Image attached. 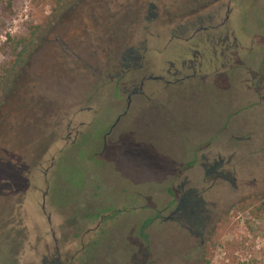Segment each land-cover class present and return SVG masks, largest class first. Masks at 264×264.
<instances>
[{"label": "rangeland", "instance_id": "1", "mask_svg": "<svg viewBox=\"0 0 264 264\" xmlns=\"http://www.w3.org/2000/svg\"><path fill=\"white\" fill-rule=\"evenodd\" d=\"M210 1L0 0V264H264V0Z\"/></svg>", "mask_w": 264, "mask_h": 264}, {"label": "flooded vegetation", "instance_id": "2", "mask_svg": "<svg viewBox=\"0 0 264 264\" xmlns=\"http://www.w3.org/2000/svg\"><path fill=\"white\" fill-rule=\"evenodd\" d=\"M220 0H212V2H208V3H203L202 4V8L204 9L205 7H208L210 5L214 6V5H219ZM154 8L153 4H150V9H149V15H152V9ZM217 27V26H212ZM206 27L200 28L197 31H204L206 30ZM211 37H216V36H210L207 35L205 36V40L210 41ZM218 41L220 39H217ZM221 42H225L224 37L222 38ZM209 43V42H208ZM192 56L194 58H197V53H192ZM187 68L183 67V68H176L174 72H172V76H174V80L170 81V80H166V82L164 83V85L167 86H171V83L176 84L178 86L183 85V83L185 81H187L188 79H191L193 76L197 75L198 70L192 67H189L188 69L192 71V73H187L183 71L186 70ZM171 71L168 70V72ZM182 71V72H181ZM184 74L183 76L177 77L178 75ZM164 76L162 75H154L152 73L150 74H143L141 75L140 78V82L137 84L132 83L131 85H128L125 87V92H126V98H125V102L126 105L124 107V110L121 114L118 115L116 121L114 124H112L111 129H114L116 127V125L118 124V122L122 119V118H126L129 115L134 116L135 118H137L140 114H141V110L145 108V105L148 104L149 107H152L153 105V101L154 100H150L149 102L147 101L145 103V99L144 96H148L150 94H147L144 91V86L145 83L147 81H163L164 80ZM147 100V99H146ZM110 129V130H111ZM109 133V132H108ZM107 134V133H106ZM198 202V201H197ZM196 201H194L193 199H191V192L188 190L187 192H185L181 198H180V202L177 206V208L172 211L170 213V215L168 216V220L169 219H174V220H182L184 222H186L191 230H196L199 228H202L204 226L205 223V211L203 209V207H201L199 204H197ZM200 206V207H199Z\"/></svg>", "mask_w": 264, "mask_h": 264}, {"label": "trees", "instance_id": "3", "mask_svg": "<svg viewBox=\"0 0 264 264\" xmlns=\"http://www.w3.org/2000/svg\"><path fill=\"white\" fill-rule=\"evenodd\" d=\"M262 209H264V200H263V202H262Z\"/></svg>", "mask_w": 264, "mask_h": 264}]
</instances>
